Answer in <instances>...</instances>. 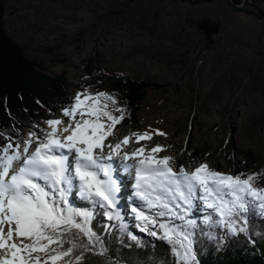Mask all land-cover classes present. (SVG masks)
I'll use <instances>...</instances> for the list:
<instances>
[{
    "label": "rangeland",
    "instance_id": "obj_1",
    "mask_svg": "<svg viewBox=\"0 0 264 264\" xmlns=\"http://www.w3.org/2000/svg\"><path fill=\"white\" fill-rule=\"evenodd\" d=\"M0 5L9 36L47 74L66 79L68 98L91 62L104 75L148 82L138 124L113 143L158 129L166 135L139 144L133 137L132 144L165 146L159 157L184 152L175 162L186 170L207 163L246 178L248 154L264 168V0H0ZM206 21L216 24L212 35L200 25ZM100 90L110 92L104 78ZM61 115L49 109L42 119L22 121L11 142L22 143L26 131L46 132L45 122ZM196 205L205 208L200 201ZM123 218L137 229L133 215Z\"/></svg>",
    "mask_w": 264,
    "mask_h": 264
},
{
    "label": "snow or ice",
    "instance_id": "obj_2",
    "mask_svg": "<svg viewBox=\"0 0 264 264\" xmlns=\"http://www.w3.org/2000/svg\"><path fill=\"white\" fill-rule=\"evenodd\" d=\"M116 103L114 95L85 89L62 109L67 120L49 119L48 131L40 135L32 131L22 143L0 145V251L4 253L0 264H86V253L108 255L104 233L119 234L118 230L143 248L141 238L125 227L119 210L122 183L115 165L121 161H135L122 165V170L134 173L130 213L136 227L170 245L174 264H199L197 221L188 218L196 201L211 210L204 223L223 227L229 236L248 233L239 225L246 223L244 214L253 208L264 215V187L256 183L259 173L244 178L242 173L210 169L207 163L186 170L172 156L159 157L165 151L159 144L147 151V145L124 150L133 137L139 144L151 141L153 135H166L158 129L109 141L125 119L126 109ZM73 195L91 202L114 223L95 230L93 212L73 207Z\"/></svg>",
    "mask_w": 264,
    "mask_h": 264
},
{
    "label": "trees",
    "instance_id": "obj_3",
    "mask_svg": "<svg viewBox=\"0 0 264 264\" xmlns=\"http://www.w3.org/2000/svg\"><path fill=\"white\" fill-rule=\"evenodd\" d=\"M234 1L242 3V0ZM207 23L201 22L200 25L207 35H212L216 24L208 26ZM85 67L87 74L78 84L74 95L85 89L103 92L100 90V79L104 78L110 90L109 94L114 95L117 101L116 107L126 109L125 119L117 125L118 135L108 138L113 142L120 132L130 130L138 124V112L142 108L149 84L145 80L134 79L123 73L104 75L92 62ZM65 80L61 75L47 74L39 63L26 55L24 47L9 36L4 23V9L0 5V132L4 136L0 145L15 139L22 121L42 119L49 109L53 112L59 110L61 115V109L69 107L74 101V96L67 97L68 83ZM115 114L119 115L118 112ZM247 160L248 170L245 176L251 173L261 174L256 183L262 187L264 168L257 166V159L252 154H248ZM72 206L76 207L74 204ZM210 211L195 209L188 217L197 221L194 231L198 241L195 247L199 264H264V215L258 209L253 208L249 213H245L247 221H241L239 225L247 227L248 233L234 236H229L223 227L204 223L203 217ZM112 223L114 222L108 221L101 215V210L95 207L91 220L95 230L99 232L106 224ZM174 223L184 226L181 220H174ZM124 225L128 231L141 238L145 246L137 247L122 230H118L119 234L104 233L109 248L108 255L86 253V264H110L109 258L119 264H163L164 261L174 264L176 257L170 251V245L140 231L139 228L133 230ZM121 240L124 243H120Z\"/></svg>",
    "mask_w": 264,
    "mask_h": 264
},
{
    "label": "bare ground",
    "instance_id": "obj_4",
    "mask_svg": "<svg viewBox=\"0 0 264 264\" xmlns=\"http://www.w3.org/2000/svg\"><path fill=\"white\" fill-rule=\"evenodd\" d=\"M34 126V125H33ZM35 129H37L36 125L34 126ZM49 129L47 128V131ZM35 131V130H34ZM30 131H26V135L25 137L23 138L22 142L24 140H26L28 138L27 134L29 133ZM37 134L40 135L42 133H44V131L40 130V129H37L36 130ZM142 144V143H141ZM137 146H135L134 144L130 143L124 150L125 151H131V150H134L136 149ZM148 150V148L146 149V151ZM184 152H180L177 156H172L170 154H166V155H169V156H172L174 157L175 159H181L182 155H183ZM176 161V160H175ZM132 163H135V161L133 160H129V161H121L120 163L116 164L115 166L119 169V177H120V181L122 183V195L120 196V204H119V210L120 212L122 213L123 216H125V219L126 220H130L129 218V212L126 211V208L128 210H130V207L133 203V197H134V189L132 187L133 185V182L135 181L134 180V174L133 173H124L123 170H122V165L124 164H132ZM131 182V183H130ZM135 183V182H134ZM74 196V195H73ZM70 197V199H74V197ZM76 196V195H75ZM136 203L139 204L141 203L139 200H136ZM3 252L0 251V256H3Z\"/></svg>",
    "mask_w": 264,
    "mask_h": 264
}]
</instances>
